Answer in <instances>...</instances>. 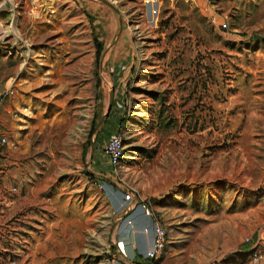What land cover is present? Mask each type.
Masks as SVG:
<instances>
[{
  "label": "rangeland",
  "instance_id": "rangeland-1",
  "mask_svg": "<svg viewBox=\"0 0 264 264\" xmlns=\"http://www.w3.org/2000/svg\"><path fill=\"white\" fill-rule=\"evenodd\" d=\"M107 1L0 0V264H114L103 183L153 202L158 264L236 263L264 230V0Z\"/></svg>",
  "mask_w": 264,
  "mask_h": 264
},
{
  "label": "crops",
  "instance_id": "crops-1",
  "mask_svg": "<svg viewBox=\"0 0 264 264\" xmlns=\"http://www.w3.org/2000/svg\"><path fill=\"white\" fill-rule=\"evenodd\" d=\"M114 102L115 105H113L105 125L109 134L118 130L123 109L117 93L115 94ZM93 163L95 165L94 174H96V177L107 176L110 179L109 177L112 175H109L108 172L112 169L104 154V146H101V144L96 146ZM107 189L109 190L108 198L113 214L116 217V221H118L114 242L117 255L113 263L148 264L145 259V254L152 247V219L145 215L141 206L129 204L124 200L126 188L120 187L119 185L114 187L109 184L108 186L107 184ZM128 214L130 215L126 217ZM255 242L256 247L252 246L250 249L244 248L240 250V259H237L236 263H228L225 261L220 264H264V230L256 234ZM254 253L261 254L262 257L260 259H254Z\"/></svg>",
  "mask_w": 264,
  "mask_h": 264
},
{
  "label": "built area",
  "instance_id": "built-area-1",
  "mask_svg": "<svg viewBox=\"0 0 264 264\" xmlns=\"http://www.w3.org/2000/svg\"><path fill=\"white\" fill-rule=\"evenodd\" d=\"M10 94H13V92L10 91L5 95L0 96V106L2 105L4 99ZM9 144V138L0 129V147H6ZM104 154L108 159L109 166L112 169L111 171L114 174H117V170L125 158V143L122 134L119 132V126L118 130L110 134L109 139L104 147ZM99 186H101L104 190H108L106 183L100 184ZM124 200L129 204L141 206L145 212V215L152 219V247L151 250L145 254V259L148 264H156L163 257L167 249L168 233L164 226L163 219L156 212L151 200L137 197L131 189H126ZM247 242L251 244L253 243L252 246H255L256 243L253 239H247ZM253 257L254 259H260L262 255L254 253ZM209 264H220V262L215 261L210 262Z\"/></svg>",
  "mask_w": 264,
  "mask_h": 264
},
{
  "label": "water",
  "instance_id": "water-1",
  "mask_svg": "<svg viewBox=\"0 0 264 264\" xmlns=\"http://www.w3.org/2000/svg\"><path fill=\"white\" fill-rule=\"evenodd\" d=\"M101 1H102V3L108 5L110 8H112L113 10H115V11L118 12V10L116 9V7L112 3H110L109 1H107V0H101ZM111 96H112V98H111V105H110L108 111L101 117V119H100L98 125L96 126V128H99L103 124V122L109 117V114H110L111 109H112V104H113V101H114V91H112ZM94 149H95V146L93 145L92 146V155L94 153ZM105 179H106L105 181H108L110 183H113L110 179H107V178H105ZM129 215L130 214H128L126 217H128Z\"/></svg>",
  "mask_w": 264,
  "mask_h": 264
},
{
  "label": "trees",
  "instance_id": "trees-1",
  "mask_svg": "<svg viewBox=\"0 0 264 264\" xmlns=\"http://www.w3.org/2000/svg\"><path fill=\"white\" fill-rule=\"evenodd\" d=\"M96 44H97V48H98V56L101 54V52L103 51V46H102V44H101V42L99 41V40H96ZM107 122V121H106ZM120 123V122H119ZM106 124V123H105ZM121 130L119 129V132H120ZM97 131H96V125H93V127H92V129H91V133H90V136L91 135H93L94 133H96ZM95 147H96V145H95ZM90 177L91 178H95V176H92V175H90Z\"/></svg>",
  "mask_w": 264,
  "mask_h": 264
},
{
  "label": "bare ground",
  "instance_id": "bare-ground-1",
  "mask_svg": "<svg viewBox=\"0 0 264 264\" xmlns=\"http://www.w3.org/2000/svg\"><path fill=\"white\" fill-rule=\"evenodd\" d=\"M8 32H10V31H8Z\"/></svg>",
  "mask_w": 264,
  "mask_h": 264
}]
</instances>
